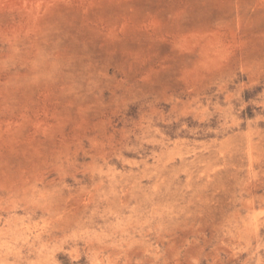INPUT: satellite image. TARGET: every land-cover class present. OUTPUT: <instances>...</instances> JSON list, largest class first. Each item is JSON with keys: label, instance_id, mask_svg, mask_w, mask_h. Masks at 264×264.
<instances>
[{"label": "rangeland", "instance_id": "374dc122", "mask_svg": "<svg viewBox=\"0 0 264 264\" xmlns=\"http://www.w3.org/2000/svg\"><path fill=\"white\" fill-rule=\"evenodd\" d=\"M0 264H264V0H0Z\"/></svg>", "mask_w": 264, "mask_h": 264}]
</instances>
